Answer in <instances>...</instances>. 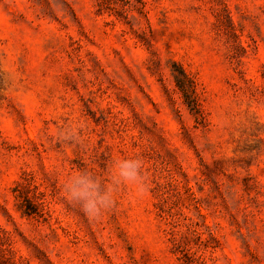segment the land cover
<instances>
[{"label": "rangeland", "instance_id": "1", "mask_svg": "<svg viewBox=\"0 0 264 264\" xmlns=\"http://www.w3.org/2000/svg\"><path fill=\"white\" fill-rule=\"evenodd\" d=\"M0 264H264V0H0Z\"/></svg>", "mask_w": 264, "mask_h": 264}, {"label": "clouds", "instance_id": "2", "mask_svg": "<svg viewBox=\"0 0 264 264\" xmlns=\"http://www.w3.org/2000/svg\"><path fill=\"white\" fill-rule=\"evenodd\" d=\"M59 137L65 141L78 139L77 132L70 128L61 130ZM143 168V160L138 156L116 159L112 161L107 179L90 170L71 173L65 177L61 193L85 216L99 219L115 205L121 187L135 186L139 190L145 189Z\"/></svg>", "mask_w": 264, "mask_h": 264}]
</instances>
